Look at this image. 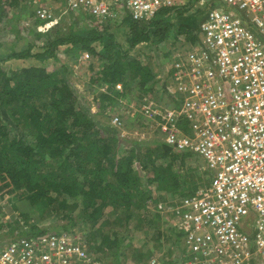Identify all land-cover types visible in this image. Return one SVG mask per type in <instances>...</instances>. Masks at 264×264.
Segmentation results:
<instances>
[{"label": "trees", "instance_id": "16d2710c", "mask_svg": "<svg viewBox=\"0 0 264 264\" xmlns=\"http://www.w3.org/2000/svg\"><path fill=\"white\" fill-rule=\"evenodd\" d=\"M22 1L0 0L1 14L8 10L15 14ZM193 2L184 8H164L148 21H133L126 15L113 27L109 21L99 20L82 28L72 19L66 35H61L63 28L53 35L47 31L40 41L38 32L35 42L18 51L0 42V200L14 197L22 204L20 209L49 211L69 221L53 230L32 225L30 233L21 230L11 242L85 227L92 231L93 237L86 235L84 239L92 253L118 260L129 248L135 264H140L147 244L138 250L132 244L122 247L132 225L144 226L146 236L156 229L153 237L161 240L164 233L156 220L162 214L159 205L171 206L209 185L212 173L193 158L195 154L177 152L155 133L150 145H144V140L130 143L118 127L97 120L105 117L99 112L133 90L155 103L169 98V107L180 103L174 89L157 87L164 73L160 58L167 51L168 40L197 41L192 21L200 18L199 13L185 18V14H194ZM39 20L36 27L48 28L49 22ZM60 53L85 54L93 71L90 85L107 87L94 99L97 115L85 105L69 78L72 66L61 64ZM172 74L173 70L169 71L166 79ZM119 119L123 125V117ZM137 122L144 127V122ZM180 126L184 129L187 124L181 121ZM76 208L80 211L74 216ZM20 215L26 225L30 224L28 214ZM114 225L120 230L104 232ZM173 229L167 230L171 232L166 242L180 248L185 232ZM184 252L181 249L180 254Z\"/></svg>", "mask_w": 264, "mask_h": 264}, {"label": "built area", "instance_id": "2783aa9c", "mask_svg": "<svg viewBox=\"0 0 264 264\" xmlns=\"http://www.w3.org/2000/svg\"><path fill=\"white\" fill-rule=\"evenodd\" d=\"M199 2L208 10L195 30L197 43L172 65L180 103L161 112L149 106L143 115L177 152L203 159L212 178L205 189L158 211L185 232L193 264H264V0ZM66 6L97 21L122 22L125 11L139 22L174 0H66ZM37 15L55 18L48 9ZM0 264L92 261L83 244L55 233L3 245Z\"/></svg>", "mask_w": 264, "mask_h": 264}, {"label": "rangeland", "instance_id": "374dc122", "mask_svg": "<svg viewBox=\"0 0 264 264\" xmlns=\"http://www.w3.org/2000/svg\"><path fill=\"white\" fill-rule=\"evenodd\" d=\"M199 3L196 2L194 4V8H196L197 10L200 9H198L197 7L200 6ZM41 9H48L54 14V22H49L50 26H48L49 24L46 25L48 28L43 27V25H39L38 27L34 25L37 21H39L37 14ZM14 12L15 14L11 13L10 10H8L7 12L1 14L0 10V42H6L10 47L16 49L17 51L19 49H24L25 47H27L30 41L35 42V33L38 32L40 35H42V39L40 41H42L47 36V31H50V34L53 35L63 28L61 35H66V33L68 32L67 25L69 19H73L71 16V12L67 10V6L64 0H25L20 2L19 7L16 8V11ZM80 15L81 14H75L76 17H74L80 20L79 24L82 28L86 27L88 22L91 24V21L86 18L82 19V17H79ZM182 43L178 41L174 42V40H168L166 42L168 50L165 51L164 49L165 55L163 54V56L160 58V62L163 64V68L161 69L164 73L161 74V81L157 86L158 88H164L165 91L173 89L174 83L173 81H171V78L167 80V74L169 73V71H172L171 67L176 61L175 55H178V53H181L186 49V47L184 48L185 45ZM164 51H162L161 49L160 54H162ZM59 57L62 60V65L72 66V69H69L68 72L69 78L80 91L85 105L90 107L93 115H97L99 110L94 99L98 96V93L105 92L107 87L103 85H90L93 71L91 70V67H89V63L86 61L87 59H85V54L60 53ZM49 70H53L52 67H50ZM117 89L121 92V85H118ZM133 92V94L129 93L127 96H125V98L118 100L117 103H114L112 107L107 108L103 113L99 112L105 117L100 118L101 116L99 115L100 117L97 116V120L100 119V121H102L103 123L109 122L118 127V131L120 132L121 136L129 142H142L144 140V145H150V140H152L156 136L161 135L152 123L153 118H146L143 115V112L146 108H149V106L155 107V109L153 108L155 112L164 111L165 108H168L167 105L171 103V100L168 98L166 102L155 103L153 101L147 100V98L144 99V94H140L138 90H133ZM118 108L120 109L119 112H117ZM154 111H152V114ZM120 116H122L124 119L122 122L125 121L123 125L114 124V119H119ZM137 120L144 122V127H142V125H140ZM153 133H155L156 136L153 135ZM143 150L144 149L141 148L142 152ZM193 158L202 162L201 158L198 156H193ZM21 205L22 204H20L14 197L0 200V225L2 226V228H0V247L1 245L9 243L11 239L19 236L21 230L30 233L32 225H36V227L41 230H53L52 228L65 226L69 222L66 220H62L61 218L52 216V214L50 215L49 211H47L46 213H40L39 211L33 212L25 208L20 209ZM79 211V208L74 209L72 211L73 215L77 216V214H79ZM20 212L28 214V220L30 221V224L26 225L25 218H21ZM163 216L164 217H162L157 222L162 226L161 231L164 232V238H162L161 240H156L153 237L157 233L156 229L148 231V236H146V228L144 226L135 227L134 225H132L129 235H127L126 240L122 244V247L124 249L127 248L129 244H132V246H134V248L137 250L139 248H142L144 244L148 245V250L143 253L145 255L144 262H141L140 264H148L153 258L157 259L160 264L175 263L178 261V258L175 257L174 254L177 248L174 247V245L170 241L166 242V238L169 236L168 233L170 234V232H168L167 230L170 228H175V218L166 216L165 214H163ZM18 220H21L19 225L16 224V221ZM112 229L115 231H119L120 227L119 225L110 226L105 228L104 232L110 231ZM70 231V233L65 234L72 238L74 241L83 244V246L86 248L87 253H89V248L87 246L88 242L84 241V237L87 235L92 238V231L86 230L85 227H74ZM176 231L180 232L181 229L177 228ZM165 251H167V255L164 256ZM90 252L92 253V251ZM136 252L138 254L140 252L142 253V251ZM124 253L125 254L123 255V257L121 259L118 258V260H113L109 258V256L104 257L101 255V253H92L93 258L90 257V259L92 261V264H122L123 262H125V264H135V260L133 259L134 252L130 251V249L128 248ZM168 253L170 255H168Z\"/></svg>", "mask_w": 264, "mask_h": 264}, {"label": "crops", "instance_id": "0c3cea01", "mask_svg": "<svg viewBox=\"0 0 264 264\" xmlns=\"http://www.w3.org/2000/svg\"><path fill=\"white\" fill-rule=\"evenodd\" d=\"M65 1V0H64ZM199 1L200 0H198L197 2L199 3ZM189 2H190V0H174V6L173 7H176V8H179V7H181V8H184L185 6H187L188 4H189ZM194 3H196V0H194V2H193V4ZM65 4H66V1H65ZM195 6L193 5V9L191 10V12H193L194 14H191V13H188V14H185L186 16H185V18H190V17H192V16H195V14H198L199 13V17L200 18H194L193 19V21H192V25L194 26V30H196L197 29V26L201 23V21L205 18V16H206V13H207V10H208V7H206V8H201V7H199V6H197L198 7V9L199 10H197L196 8H194ZM224 9H226V10H231V9H229V7H224ZM68 10V9H67ZM68 11H70V10H68ZM120 11H122V10H120ZM71 12V16H72V18L76 21V22H78V23H80V20H78L77 18H75L76 16H75V14H81L79 17H82V19H88L89 21H91V24L88 22V26H93V23H95L97 20H95L93 17H91V16H89L88 14H85V13H83V12H80V11H70ZM121 13V12H120ZM127 15V13L125 12V11H122V16H123V18L125 17ZM75 16V17H74ZM39 20V19H38ZM123 20V19H122ZM72 21L73 20H71V19H69V22H68V25H67V30H68V32H69V30H70V28H71V25H72ZM39 22H41L40 20H39ZM54 22V21H53ZM175 22H179V21H173V23H175ZM119 24H121V22H111L110 23V25L113 27V26H115V25H119ZM86 25V26H87ZM48 26H50V23H49V25ZM53 26V25H52ZM198 40V39H197ZM182 41H183V43H182ZM175 42V41H174ZM178 42H181L182 44H184L185 46H184V48L186 47V49L183 51V52H185L186 50H188V49H190L191 47H193V46H195L196 45V43H197V41L195 42V43H190V42H187L186 40H179ZM166 46V45H165ZM165 50H168V47L166 46L165 48H164ZM182 52V53H183ZM168 53V52H167ZM63 54H65V53H63ZM175 57V56H174ZM173 57V58H174ZM87 61V60H86ZM62 62V61H61ZM172 68V67H171ZM202 160V163L204 164V166H205V168H206V164H205V162L203 161V159H201ZM163 214L164 213H162V214H158V216L156 217V219H157V221L158 220H160L162 217H164L163 216ZM166 215V214H165ZM166 216H168V215H166ZM175 227V226H174ZM176 228V227H175ZM174 228V229H175ZM171 229V228H170ZM169 232H171V231H169ZM64 233H67V232H64ZM164 233V232H163ZM62 234V233H61ZM168 235H169V233H168ZM84 239H85V237H84ZM11 240H13V239H11ZM11 240H10V242H11ZM85 241V240H84ZM8 242H9V240H8ZM9 242V243H10ZM183 243H184V245L182 246V247H180V248H177V250H176V252L174 253L175 254V257H177L178 258V261L177 262H175V263H169V264H193V262H192V258H191V256L189 255V253H186V250H187V248H186V246H185V241H184V238H183ZM87 246H88V248H89V245L87 244ZM181 249H184L185 250V252L183 253V254H180L181 253ZM158 250H160V249H158ZM165 250V249H164ZM170 252V251H169ZM187 252H188V250H187ZM89 254H90V250H89ZM165 255H167V251H165V253H164V256ZM168 255H170L169 253H168ZM183 255V256H182ZM89 256H91L92 258H93V256L90 254ZM172 257V256H171ZM174 257V256H173ZM172 261H173V259H172ZM171 261V262H172ZM144 262V261H143Z\"/></svg>", "mask_w": 264, "mask_h": 264}]
</instances>
